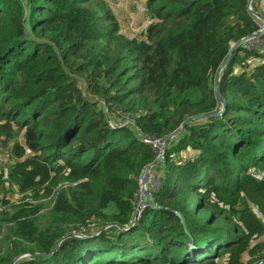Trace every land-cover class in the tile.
<instances>
[{
	"label": "trees",
	"instance_id": "1",
	"mask_svg": "<svg viewBox=\"0 0 264 264\" xmlns=\"http://www.w3.org/2000/svg\"><path fill=\"white\" fill-rule=\"evenodd\" d=\"M145 3L135 37L102 0H0V184L21 196L0 200V264L264 257V32L236 46L264 21L248 0ZM178 130L137 215L141 138Z\"/></svg>",
	"mask_w": 264,
	"mask_h": 264
},
{
	"label": "rangeland",
	"instance_id": "2",
	"mask_svg": "<svg viewBox=\"0 0 264 264\" xmlns=\"http://www.w3.org/2000/svg\"><path fill=\"white\" fill-rule=\"evenodd\" d=\"M102 1L104 2V5L113 12L118 22V25L120 27V30L127 36H135V37L142 36L147 25L152 20L150 12L147 9L145 0H102ZM258 4L259 3L257 4L253 3V0H251L250 2V6L252 9L258 7ZM262 4H264L263 1H262ZM256 11L261 14L262 9L258 7ZM249 44L251 46L261 45L258 39L254 40L253 42H250ZM1 123H4V121H2ZM2 139H3V135H0V172L3 170L4 171L7 170L8 164L9 162H11L10 160L12 161L15 160L12 158L9 159V157H7L8 154L11 153L10 147L12 146V142H9L8 144L7 143L4 144L1 142ZM19 141L22 143L21 135L19 136ZM155 184H156L155 177L150 176L148 180L144 178L142 179V182L140 183V187H139L138 197H137L138 204L139 202L144 201L145 191L146 190L148 191L151 186L154 187ZM6 186L0 184V200H2L3 198H6L7 200H9V203L13 204L14 201L19 199L21 196L18 195L16 192L11 191V189L7 190L5 188ZM148 199L149 201L151 200L150 196ZM40 203H44L46 209L50 208L51 202L49 200H46L43 202L36 201V203L34 204H40ZM9 205L10 204H8L7 206ZM137 208L141 209L138 206ZM96 227L97 225H95V223L88 226V229L83 230L82 232L83 235H86V234L97 235L103 230V229H98V227L97 228Z\"/></svg>",
	"mask_w": 264,
	"mask_h": 264
},
{
	"label": "built area",
	"instance_id": "3",
	"mask_svg": "<svg viewBox=\"0 0 264 264\" xmlns=\"http://www.w3.org/2000/svg\"><path fill=\"white\" fill-rule=\"evenodd\" d=\"M247 9L250 12H252V14L254 15L255 18H257V19L260 20V18L257 16V14H254L253 13V11H252L253 9L251 8L250 3H248ZM263 28H264V22L261 25V27L259 28L258 32L261 31ZM251 39H254V38H251ZM251 39L246 40V42H248ZM141 139H142L143 142H145L147 144H152V146L155 148V151H156V159H158V161H160V160L163 159V149L162 148H163V142L164 141L162 139H154V138H150V137H147V136H143ZM150 170H151V168H150ZM150 170L147 173L145 171H143L142 175L139 177V187H140V183L142 182V179L143 178L146 179V180H148L150 178V176L151 177H154L153 174H151V171ZM149 174H151V175H149ZM142 205H143V202H139L138 207L141 208ZM1 208L2 207L0 205V210H1ZM139 211H140V209L138 208L137 209V215H139ZM256 264H264V257L261 258V259H259V260H257Z\"/></svg>",
	"mask_w": 264,
	"mask_h": 264
},
{
	"label": "water",
	"instance_id": "4",
	"mask_svg": "<svg viewBox=\"0 0 264 264\" xmlns=\"http://www.w3.org/2000/svg\"><path fill=\"white\" fill-rule=\"evenodd\" d=\"M250 2H251V0H248V3H250ZM253 13H254V14H257V16H258L262 21H264V17H263V15H261L259 12H255V11H254ZM263 32H264V28H263L261 31H259V32L253 33L251 36H249V38H246V39L241 40L240 42H238V43L236 44V46L239 45V44L242 43V42H245V41L248 40V39L255 38V37L259 36V35L262 34ZM233 49H234V48H232V49L230 50L229 55L232 53ZM227 60H228V58H227ZM223 66H224V64L221 66V68H222ZM221 68H220V69L217 71V73H216V77H215L214 83L217 82V75L219 74ZM203 116H204V115H203ZM190 120H192V119L190 118V119L186 120V121L183 123V125H182V127H181L180 130H182V129L185 127V125H186ZM180 130H178L177 132H174L173 134H171L169 137H167V138L164 140V142H163V148H165V146H166L167 143L169 142L170 138H172L173 136L177 135V133H178ZM157 162H158V159L154 160L151 164H149V165L147 166V168L145 169V172L147 173V172L150 170L151 166H153V165H154L155 163H157ZM147 201H148V191L146 190L145 193H144V201H143V202H147Z\"/></svg>",
	"mask_w": 264,
	"mask_h": 264
},
{
	"label": "crops",
	"instance_id": "5",
	"mask_svg": "<svg viewBox=\"0 0 264 264\" xmlns=\"http://www.w3.org/2000/svg\"><path fill=\"white\" fill-rule=\"evenodd\" d=\"M262 1L264 2V0H260V1H258V2L256 1V4L259 3V4H258V7H259L260 9H264V4H262ZM258 7H257V8H258Z\"/></svg>",
	"mask_w": 264,
	"mask_h": 264
}]
</instances>
